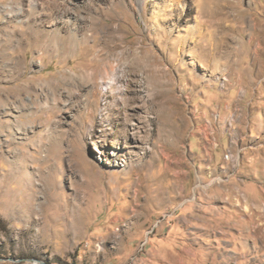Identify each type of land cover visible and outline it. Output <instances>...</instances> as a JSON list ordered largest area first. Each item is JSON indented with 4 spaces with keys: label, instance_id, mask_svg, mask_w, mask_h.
Instances as JSON below:
<instances>
[{
    "label": "rangeland",
    "instance_id": "374dc122",
    "mask_svg": "<svg viewBox=\"0 0 264 264\" xmlns=\"http://www.w3.org/2000/svg\"><path fill=\"white\" fill-rule=\"evenodd\" d=\"M0 264H264V0H0Z\"/></svg>",
    "mask_w": 264,
    "mask_h": 264
},
{
    "label": "bare ground",
    "instance_id": "6f19581e",
    "mask_svg": "<svg viewBox=\"0 0 264 264\" xmlns=\"http://www.w3.org/2000/svg\"><path fill=\"white\" fill-rule=\"evenodd\" d=\"M65 52H66V50H65ZM91 78H92V75L89 73L88 70H82L79 74V79H80L81 83H83V84H88L90 82Z\"/></svg>",
    "mask_w": 264,
    "mask_h": 264
}]
</instances>
